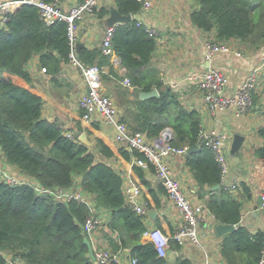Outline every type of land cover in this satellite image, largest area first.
<instances>
[{
  "label": "trees",
  "instance_id": "1",
  "mask_svg": "<svg viewBox=\"0 0 264 264\" xmlns=\"http://www.w3.org/2000/svg\"><path fill=\"white\" fill-rule=\"evenodd\" d=\"M194 1L197 7L191 12L193 24L207 32L215 29L218 42L236 38L252 47L264 44V0ZM115 6L123 15H135L142 7L138 0H115ZM109 13V8H103L99 16L103 18ZM67 28L65 21L46 23L39 7L28 2L16 6L0 25V148L6 161L29 178L27 183L11 185L0 177V264H9L8 255L14 263L23 264H93L84 241L88 207L79 200H59L40 194L37 184L45 189L78 187L92 195L97 207L109 216V232L117 235L113 239L105 232L111 249H128L136 264H193L184 256L172 263L155 243L143 240L148 219L127 205L125 179L105 161L121 157L129 163L133 155L144 158L142 153L132 154L123 147H115L99 134L96 123L89 127L79 124L72 131L73 137H69L70 131L58 121L43 116L44 98L36 92L29 63L39 56L41 66L57 81L62 65L70 62ZM113 48L127 69L124 76L114 74L119 104L124 108L121 120L131 131L143 132L151 140L170 127L174 146L197 145L201 115L182 104L178 93L165 84L160 70L153 65L156 38L133 19L116 26ZM77 57L85 65L112 68L111 58L102 48L80 47ZM113 71L103 72L102 79L108 80ZM125 77L130 78L133 90L121 84ZM154 88L159 97L141 98V93ZM130 96L133 100L128 99ZM83 131L89 137L95 136L93 147L80 140ZM258 133L264 140V126ZM255 154L264 159V144L256 148ZM186 158L201 196L210 193L205 202L209 211L220 223L236 226L223 239L222 252L227 263L260 264L264 232H251L241 224L244 202L252 198L250 186L242 183L238 194L222 186L214 190L221 184V169L205 146ZM146 173L133 166V178L143 189L148 206L160 210L166 189L162 184L154 186ZM155 220L167 231L166 219ZM171 249L180 247L171 241Z\"/></svg>",
  "mask_w": 264,
  "mask_h": 264
},
{
  "label": "crops",
  "instance_id": "2",
  "mask_svg": "<svg viewBox=\"0 0 264 264\" xmlns=\"http://www.w3.org/2000/svg\"><path fill=\"white\" fill-rule=\"evenodd\" d=\"M81 1L83 0H63L62 7L65 11H69ZM150 1L152 2L151 9L140 10L133 15V19L141 21L145 26L157 32V49L153 55L152 63L160 70L165 84L178 93L182 104L188 109L198 110L203 128L214 129L228 137L225 141V151L229 161L230 180L239 183V190L241 184L246 183L252 191V198L244 202L241 224L251 232H264V210L258 204V198L264 192V159L255 154L256 148L264 144L263 138L258 133L259 129L264 126V44L252 47L247 42L236 38L218 42L215 29L207 32L193 24L191 12L197 7L194 0ZM112 6H115V1L101 0L95 15H86L79 21L77 49L80 47L89 49L102 47L105 31L108 28L104 25V20L110 17V13L101 18L99 11L103 8L110 10ZM208 41L226 44L231 48V51L217 54L209 60L204 48V44ZM111 62L112 68L106 67L104 72H109L112 69L114 73L109 75L108 80H103V90L115 99L121 119L124 108L119 104L114 74L124 76L127 69L117 55ZM209 67L222 70L229 75L230 83L225 90L226 95L229 96L236 93L249 72L255 68L261 69V77L253 94L254 105L247 114L238 117L233 109H228L217 112L214 117L210 115L197 80V77ZM29 71L32 74L36 92L44 98V117L51 121H58L70 132L77 130L79 124L89 127L96 123L100 127L99 134L115 147H119L112 139V129L105 126L100 117L96 116V120L90 124L83 122L79 103L82 96L88 91V87L79 67L74 66L71 62L64 63L62 71L56 77L57 81H53L51 74L42 71L39 56H35L29 63ZM128 99L133 100V96ZM166 129L172 130L170 127ZM84 132L86 131L82 133ZM237 134L245 137L242 143L235 140ZM94 137L88 136L91 147L95 145ZM105 161H108L123 176L126 183L130 178H133L132 161L128 163L121 157L105 159ZM169 163L191 201L196 204H206L210 193L205 194L204 197L201 196L199 184L187 165L186 156H171ZM0 164H3L18 178L29 180L25 173L6 161L1 148ZM146 175L154 186L160 184L153 172L147 171ZM239 190L234 194H238ZM162 203V208L155 210L156 217L168 221V226L164 223L167 231L160 228L152 217L147 221V227L153 230L159 229L165 235L172 236L175 228L181 223V219L166 194L162 196ZM103 218L104 226L96 235L97 245L111 248L108 238L105 237V232L109 233L108 235L113 239H117V235L109 232L106 225L109 219L107 213L104 212ZM219 223L216 217L208 215L207 220L202 224L201 236L212 253L213 264H228L222 252L224 236L218 237L215 233V226ZM121 251L122 264H130V259L127 258L129 250L123 248ZM177 251L179 256L189 258L193 264L203 263L202 254L197 248L187 246Z\"/></svg>",
  "mask_w": 264,
  "mask_h": 264
},
{
  "label": "built area",
  "instance_id": "3",
  "mask_svg": "<svg viewBox=\"0 0 264 264\" xmlns=\"http://www.w3.org/2000/svg\"><path fill=\"white\" fill-rule=\"evenodd\" d=\"M100 1L83 0L69 11H65L62 7L63 0H53L51 2L43 0H0V25L6 22L7 15L16 6H20L26 2L33 3L39 7L41 17L46 23L52 24L60 20L68 24L67 32L71 46L70 62L80 68L89 90L82 96L79 103L83 122L90 124L96 120V116L100 117L103 124L112 129V139L120 148L123 147L132 154L135 151L142 153L144 158L133 155L132 166L137 165L155 174L158 182L166 189L169 201L180 216L181 223L175 228L172 236L165 235L159 229L153 230L152 228H148L143 235V240L155 243L160 249L161 254L165 257H168V252L171 249V241H174L180 248H186L187 246L197 248L202 254V264H213L212 253L201 236V228L202 224L207 220L208 215L215 216L209 211L206 204H196L191 201L184 192L181 181L175 175L169 163L171 156H186L189 148L174 146L171 143L173 133L170 129L164 130L161 136L154 140L149 139L143 132L131 131L128 124L120 119V112L115 99L103 90L102 74L104 69L98 65H85L77 57L79 21L86 15H95ZM138 1L142 5L141 10L151 9L152 2L150 0ZM137 25L144 27L151 37L156 38L157 32L154 29L145 26L141 21H137ZM116 26L106 29L101 47L103 53L111 57V60L116 56L113 48V37ZM204 48L206 57L209 60L217 54L231 51V48L226 44L215 43L213 41L206 42ZM237 55H240V53H237ZM42 71L48 73L46 67H42ZM260 77L261 69H253L238 87L236 93L230 96L225 93L226 87L230 83V77L222 70L209 67L197 77V80L203 94V101L212 117L217 112L228 109H233L236 116L240 117L247 114L253 107V94ZM122 84L124 87L133 88L129 77H125ZM68 136L73 137V132H69ZM227 139L226 135L214 129L202 127L198 136V145L207 147L215 156L221 169L220 187L222 186L233 193H237L239 183L230 180L229 161L225 151V141ZM0 177L11 185L28 182L13 175L3 164H0ZM35 187L40 194H48L59 200L75 199L84 203L89 210L84 225V233L92 246L94 255L93 264H122V251H113L111 248L97 245L96 235L103 228L105 220L103 218L104 211L97 207L92 195L85 194L78 187L72 189L62 187L45 189L38 184ZM124 189L127 205L137 214L146 216L149 220L152 210L145 201L144 191L141 186L136 180L130 178L127 183L125 182ZM261 196V208L264 210V192L261 193ZM127 258L130 259V264H136V258H132L129 252ZM9 264L23 263H14L12 261ZM260 264H264V252Z\"/></svg>",
  "mask_w": 264,
  "mask_h": 264
},
{
  "label": "water",
  "instance_id": "4",
  "mask_svg": "<svg viewBox=\"0 0 264 264\" xmlns=\"http://www.w3.org/2000/svg\"><path fill=\"white\" fill-rule=\"evenodd\" d=\"M107 20H108L107 26L111 27V26H115L117 24H124V23L131 22L133 20V17H132V15H123V14H121L116 6H112L111 9H110V17ZM159 96H160V94H159L157 88H154L150 92L141 93V98L142 99L159 97ZM171 131L173 133V130H171ZM80 140L82 142H84L85 144H87V145L91 144L90 141L88 140V135H87L86 132H84V133H82L80 135ZM235 140L237 142L239 141L240 143H242L245 140V137L237 134V135H235ZM199 149H200V146L198 144L195 145V146H192V147L189 148L188 154H192L193 152H195V151H197ZM218 189H220V185L219 184L214 187V190H218ZM258 204L261 207V205H262V196L261 195L258 198ZM156 215H157V212L155 210H152L150 212V216L154 220L156 218ZM235 230H236V226L235 225H228V224L219 223V224H217L215 226V233H216V235L218 237H223V236H225V235H227L229 233L234 232ZM84 241H85V244H87L89 249H90V254H91L92 260H94L93 250H92V246H91V243H90L89 239L85 238ZM178 256H179V252L177 250H172V249L169 250L168 259H169L170 262L174 263Z\"/></svg>",
  "mask_w": 264,
  "mask_h": 264
},
{
  "label": "rangeland",
  "instance_id": "5",
  "mask_svg": "<svg viewBox=\"0 0 264 264\" xmlns=\"http://www.w3.org/2000/svg\"><path fill=\"white\" fill-rule=\"evenodd\" d=\"M107 24H108V20L107 19H105L104 20V25L107 27ZM8 260H9V262H12L13 261V259H12V256L11 255H8Z\"/></svg>",
  "mask_w": 264,
  "mask_h": 264
}]
</instances>
